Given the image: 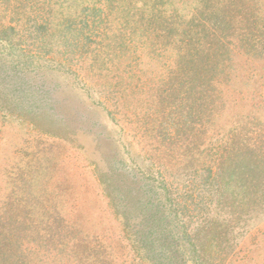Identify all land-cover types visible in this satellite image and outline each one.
<instances>
[{"label":"rangeland","instance_id":"1","mask_svg":"<svg viewBox=\"0 0 264 264\" xmlns=\"http://www.w3.org/2000/svg\"><path fill=\"white\" fill-rule=\"evenodd\" d=\"M114 1L110 11L109 0H47V5L33 0L32 12H50L57 20L62 15L76 24L88 18L94 26L93 36L86 41L81 34L78 43L76 33L58 31L52 55H46L49 47L42 37L40 43L26 36L0 42V264H81L84 254L83 264H156L128 245L130 230L142 223L134 216L121 223L126 211L121 212V183L109 175L110 168L121 171L124 163L137 169L144 184L148 178L159 180L153 174L157 166L165 171L167 158L150 154L157 148L137 120L159 115L157 95L163 89L156 81L169 74L170 59L146 57L135 44L142 37L138 31L132 45L121 48L123 19L140 2ZM156 8L179 31L200 18H209L215 29L217 10H222L223 25L213 39L220 40L215 49L223 58L216 87L222 105L214 127L205 126L199 137L201 149L226 145L230 131L242 127L241 136L261 135L264 147V0H159ZM8 18L0 5V23ZM8 35L0 32V39ZM75 45L79 52L66 60ZM96 45L109 56L103 65L91 66L86 53ZM121 50L127 53L125 62ZM131 54L137 59L130 65ZM164 122H170L168 117ZM183 162L181 169L186 163L188 171H199L192 166L197 161ZM177 167L167 173L180 185L184 171ZM263 207L242 215L231 248L214 264H264ZM80 242L86 245L83 252L76 245ZM164 264H182V258L173 254Z\"/></svg>","mask_w":264,"mask_h":264},{"label":"trees","instance_id":"2","mask_svg":"<svg viewBox=\"0 0 264 264\" xmlns=\"http://www.w3.org/2000/svg\"><path fill=\"white\" fill-rule=\"evenodd\" d=\"M132 1L140 2V5L133 7L135 11L128 19H123L121 48L130 47L135 40L134 33L138 31L142 37H137L135 44L141 52L147 54L146 57L153 55L152 59H155L160 54L162 59H170L171 69L167 71L169 74L164 81H156L158 88L163 89L157 95L160 101L159 115L151 117L149 121L147 117L145 120L141 117L137 120L142 127L147 128L142 133L145 136L148 134L151 143L157 148L150 154L165 156L169 164H164V172L160 171L161 166H157L159 171L153 174L159 180L148 178L149 181L144 184L140 180L144 177L138 176L134 166L122 163L121 171L120 168H110L109 176L115 175L121 183V212L126 210L121 223L128 216H134L142 223L139 228L130 230L128 245L131 244L147 262L164 264L167 258L178 254L182 258V264H214L215 259L227 254L231 248L230 237L232 234L234 238L235 229L239 230L242 215L248 209L264 205L263 140L261 135L257 138L241 136L242 127L230 131L226 137L228 142L224 146L200 147L203 143L199 142V137L206 132L205 126L214 127L212 119H217L216 113L222 105L216 87L221 81L219 64L223 58L215 49L221 46L220 40H213L217 35L215 29L220 30L223 25L220 17L222 10H217L219 21H216L215 29L213 24H209V18H200L197 22L189 21L186 28L179 31V26L162 18L163 12L156 8L159 0L156 3L153 0ZM32 2L33 0H0L2 12L9 14V18L0 23V32L9 35L0 39V42L10 43L13 37L26 36L40 43L43 38L47 48L49 47L46 55H52L60 41L56 37L60 30L76 33V43L81 34H85L86 41L93 36L94 26L88 18H80L77 24L62 15L57 20L50 12H32ZM40 2L47 5V0ZM109 2L107 10L112 11L115 1ZM96 19L98 20V16ZM22 26L24 30H20ZM202 31H205L203 35L200 34ZM66 39L70 41L72 37ZM115 39L118 41V38ZM79 46L75 45L76 49L70 50L65 59L73 61L80 50ZM97 49V45L88 51L85 49L91 66H97L98 63L103 65V60L109 56L101 47L100 51H96ZM126 54L121 50L124 62ZM132 56L133 54L131 59L127 58L130 65L137 59V55L134 54L133 59ZM154 83L155 81L153 85ZM166 117L170 122H164ZM162 123L165 125L160 126ZM184 160L197 161L192 166L200 167L199 171H188L185 169L188 167L186 163L181 169ZM172 166H178V170L180 168L184 171L179 173L185 179L183 184L176 185L168 179L173 177L171 173H167ZM137 198L141 200L137 201ZM133 201H136L134 207H130L129 204ZM6 233L9 235V232ZM172 240L177 241L176 247L171 245ZM76 245L80 252L86 248L82 242ZM171 248L181 253L171 252ZM84 256L81 264L87 261ZM195 257L201 262L196 261Z\"/></svg>","mask_w":264,"mask_h":264}]
</instances>
